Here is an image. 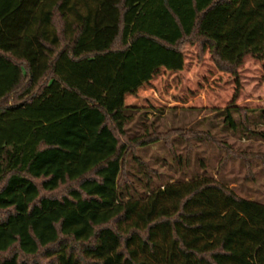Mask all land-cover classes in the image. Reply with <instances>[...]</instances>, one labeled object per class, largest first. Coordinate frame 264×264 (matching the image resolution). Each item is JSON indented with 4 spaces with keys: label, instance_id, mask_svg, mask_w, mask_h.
Wrapping results in <instances>:
<instances>
[{
    "label": "trees",
    "instance_id": "1",
    "mask_svg": "<svg viewBox=\"0 0 264 264\" xmlns=\"http://www.w3.org/2000/svg\"><path fill=\"white\" fill-rule=\"evenodd\" d=\"M188 42L230 71L264 59V0H0V264H264V200L191 148L220 139L180 134L177 153L126 103ZM234 103L222 129L260 135L264 108Z\"/></svg>",
    "mask_w": 264,
    "mask_h": 264
},
{
    "label": "rangeland",
    "instance_id": "2",
    "mask_svg": "<svg viewBox=\"0 0 264 264\" xmlns=\"http://www.w3.org/2000/svg\"><path fill=\"white\" fill-rule=\"evenodd\" d=\"M183 52L185 63L182 70L161 69L136 94L128 95L126 103L138 106L140 112H147L146 124L155 120L157 127L154 131L160 134V139L171 136L177 153L185 154L177 135L188 138L193 132L206 134L210 131L211 135L215 134L221 142L218 146L209 142L197 144L191 147L192 150L202 151L209 157L212 175L215 178L224 177L239 195L264 200V171L260 172L258 161L253 165H248L246 161L248 158L255 161L259 153H264V123L259 122L256 126L261 134L248 139L223 130L220 116V112L233 102L241 107L264 108V59L247 55L230 71L215 61L209 47L201 50L198 43L188 42ZM12 100L8 98L6 101ZM171 127L177 128V131L167 134L165 130ZM130 132L143 134L142 128L137 127ZM169 150L171 146L162 140L140 148L139 152L154 161V158L167 156ZM168 172L173 178L180 175L173 170ZM36 259L42 264L50 263V259L43 254Z\"/></svg>",
    "mask_w": 264,
    "mask_h": 264
}]
</instances>
